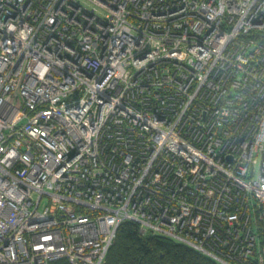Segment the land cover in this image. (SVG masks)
I'll use <instances>...</instances> for the list:
<instances>
[{
  "label": "built area",
  "instance_id": "1",
  "mask_svg": "<svg viewBox=\"0 0 264 264\" xmlns=\"http://www.w3.org/2000/svg\"><path fill=\"white\" fill-rule=\"evenodd\" d=\"M124 221L264 264V0H0V264Z\"/></svg>",
  "mask_w": 264,
  "mask_h": 264
},
{
  "label": "trees",
  "instance_id": "2",
  "mask_svg": "<svg viewBox=\"0 0 264 264\" xmlns=\"http://www.w3.org/2000/svg\"><path fill=\"white\" fill-rule=\"evenodd\" d=\"M49 264H70L67 259H56ZM105 264H217L196 250L172 239L141 234L138 225L124 221L116 231Z\"/></svg>",
  "mask_w": 264,
  "mask_h": 264
}]
</instances>
